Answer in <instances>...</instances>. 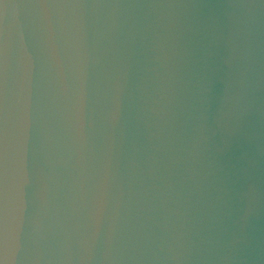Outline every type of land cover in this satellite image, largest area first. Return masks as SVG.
<instances>
[{"label": "water", "instance_id": "obj_1", "mask_svg": "<svg viewBox=\"0 0 264 264\" xmlns=\"http://www.w3.org/2000/svg\"><path fill=\"white\" fill-rule=\"evenodd\" d=\"M0 264H264V0H0Z\"/></svg>", "mask_w": 264, "mask_h": 264}]
</instances>
